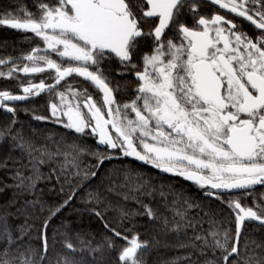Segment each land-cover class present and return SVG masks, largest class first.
<instances>
[{"label": "snow or ice", "instance_id": "snow-or-ice-1", "mask_svg": "<svg viewBox=\"0 0 264 264\" xmlns=\"http://www.w3.org/2000/svg\"><path fill=\"white\" fill-rule=\"evenodd\" d=\"M0 26L31 33L0 58L20 89L0 90V264H149L160 247L183 250L166 264H264V0H8ZM20 109L63 131L26 130Z\"/></svg>", "mask_w": 264, "mask_h": 264}, {"label": "trees", "instance_id": "trees-1", "mask_svg": "<svg viewBox=\"0 0 264 264\" xmlns=\"http://www.w3.org/2000/svg\"><path fill=\"white\" fill-rule=\"evenodd\" d=\"M8 0H0V5L6 4ZM21 3L27 5L30 9L33 7L34 0H21ZM16 5L13 4V7ZM31 34L29 33H21L19 31H15L13 29L7 28L6 26H0V58H7L12 57L15 59L16 57L21 55L22 50H30V41L27 40L25 37H30ZM6 68L2 65H0V70H5ZM40 78V77H39ZM39 78H36L34 82H39ZM27 80V78H24ZM17 81L15 79L7 80L0 78V90H3L4 88H8L11 91L18 93L20 89L16 87ZM35 103L39 105L37 108L38 112H44V98H34ZM19 120L21 124L24 125L25 129L27 130L29 125L44 129H58L59 131H63V129H59L58 126L51 125V124H45L43 122H37L31 118V114H26L22 109L18 112ZM7 114L0 110V120L6 119ZM90 143H94L93 141H89ZM118 162L113 161V164H117ZM134 165H137L144 173L145 177H150L156 182H162L166 186H171L177 190H185L190 193L194 194H200L199 189L196 188L194 185L189 183H184L180 180H176L174 178L163 176L155 172L153 169H151L148 166L140 165L136 163L135 161L132 162ZM107 164V162H106ZM111 166V165H109ZM12 193L11 191H7L3 194H0V204H3L7 199L11 197ZM248 204L249 206L252 205V199L248 198ZM219 205V201H214L213 207ZM134 206V205H133ZM71 218V217H70ZM137 220L144 224L147 220L146 217H137ZM13 223H19V221H13ZM82 227L84 228H91L93 231H100L102 225L97 221H89L85 220ZM204 227L207 228V223L204 224ZM234 227V226H233ZM249 228H251V225H249ZM51 235V233H49ZM153 234V229L150 227H146L145 229H142V236L146 239H151ZM253 235L255 237H260L261 235H264V233L260 232H254ZM183 250L176 249L172 247H160L159 250L153 249L151 253L148 256L149 264H153V261H159L160 264H166L167 261L171 260L174 256L179 255Z\"/></svg>", "mask_w": 264, "mask_h": 264}, {"label": "flooded vegetation", "instance_id": "flooded-vegetation-1", "mask_svg": "<svg viewBox=\"0 0 264 264\" xmlns=\"http://www.w3.org/2000/svg\"><path fill=\"white\" fill-rule=\"evenodd\" d=\"M222 11H223V10H222ZM244 27H245V30H247V31H249V32H252V31H253V29H252L251 27H249V25H248L247 22H245ZM15 31H17V30H15ZM19 32H20V31H19ZM21 33H23V32H21ZM29 34H31V33H29ZM2 111H3V110H2ZM3 112H4V111H3ZM93 142H94V141H93ZM143 165H144V164H143ZM144 166H148V167H150L151 169H153L155 172H157V173L160 174V175L168 176V177L174 178V179H176V180H180V181H182V182H184V183H189V184H191V182L184 180L182 177H179V176H173V175H170V174H167V173H160L157 169L152 168L150 165H144ZM257 188L260 189V191H264V188H261V186H257ZM257 196H259V193H257ZM249 199H251V197H249Z\"/></svg>", "mask_w": 264, "mask_h": 264}, {"label": "rangeland", "instance_id": "rangeland-1", "mask_svg": "<svg viewBox=\"0 0 264 264\" xmlns=\"http://www.w3.org/2000/svg\"><path fill=\"white\" fill-rule=\"evenodd\" d=\"M10 66V65H9ZM7 69H5V70H3V71H6ZM19 75H21L22 77L24 76V74H19ZM40 77V74H37V78H39ZM24 78H27V77H24ZM27 80H25V82H26Z\"/></svg>", "mask_w": 264, "mask_h": 264}, {"label": "water", "instance_id": "water-1", "mask_svg": "<svg viewBox=\"0 0 264 264\" xmlns=\"http://www.w3.org/2000/svg\"><path fill=\"white\" fill-rule=\"evenodd\" d=\"M136 162V161H135ZM136 163H138V164H140V165H143L141 162H136Z\"/></svg>", "mask_w": 264, "mask_h": 264}]
</instances>
